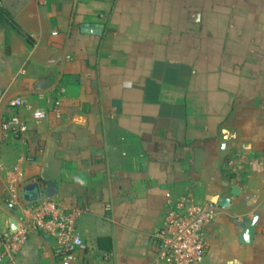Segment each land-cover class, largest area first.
I'll return each instance as SVG.
<instances>
[{
  "label": "crops",
  "instance_id": "obj_1",
  "mask_svg": "<svg viewBox=\"0 0 264 264\" xmlns=\"http://www.w3.org/2000/svg\"><path fill=\"white\" fill-rule=\"evenodd\" d=\"M11 114L28 123L21 139L2 137ZM49 183L51 199L87 208L73 264H158L156 233L182 196L216 206L201 264H264V0H0V248L33 203L24 186L42 199ZM0 264L60 262L33 231Z\"/></svg>",
  "mask_w": 264,
  "mask_h": 264
},
{
  "label": "built area",
  "instance_id": "obj_2",
  "mask_svg": "<svg viewBox=\"0 0 264 264\" xmlns=\"http://www.w3.org/2000/svg\"><path fill=\"white\" fill-rule=\"evenodd\" d=\"M45 1V0H44ZM54 2H75L76 0H51ZM20 98L10 101V107L22 106ZM58 101L54 102V111L58 112ZM46 116L42 110L32 112L37 124ZM4 139H21L29 130L28 123L17 114H11L1 122ZM236 155H230L224 162V172L236 179L238 166ZM26 160L33 157L27 155ZM8 208H13L18 199V188L24 183L20 164L17 162L5 176ZM87 211L85 207H66L51 198H42L22 207L16 227L1 238L0 263L4 258L13 259L25 243L30 232H39L50 238L54 244L55 255L60 264H73L74 254L86 248V244L77 230L80 215ZM216 216V206L210 202L196 203L189 196L178 197L169 204L162 221V227L156 233L158 251L155 261L158 264H201L207 251L205 229Z\"/></svg>",
  "mask_w": 264,
  "mask_h": 264
},
{
  "label": "water",
  "instance_id": "obj_3",
  "mask_svg": "<svg viewBox=\"0 0 264 264\" xmlns=\"http://www.w3.org/2000/svg\"><path fill=\"white\" fill-rule=\"evenodd\" d=\"M54 191V185L52 183L47 184L44 197L50 198L54 194ZM30 192H33V197L30 196ZM23 193L24 199L28 202H36L41 199V194L36 184H27L26 186H24ZM255 223L256 219L254 218L244 228L242 233V243L249 244L251 242L255 231Z\"/></svg>",
  "mask_w": 264,
  "mask_h": 264
},
{
  "label": "trees",
  "instance_id": "obj_4",
  "mask_svg": "<svg viewBox=\"0 0 264 264\" xmlns=\"http://www.w3.org/2000/svg\"><path fill=\"white\" fill-rule=\"evenodd\" d=\"M28 132H29V130H28L23 136H25ZM28 136H29V135H28ZM28 136H27V137H28Z\"/></svg>",
  "mask_w": 264,
  "mask_h": 264
},
{
  "label": "rangeland",
  "instance_id": "obj_5",
  "mask_svg": "<svg viewBox=\"0 0 264 264\" xmlns=\"http://www.w3.org/2000/svg\"><path fill=\"white\" fill-rule=\"evenodd\" d=\"M29 194H30V196L32 197L33 192H30Z\"/></svg>",
  "mask_w": 264,
  "mask_h": 264
}]
</instances>
